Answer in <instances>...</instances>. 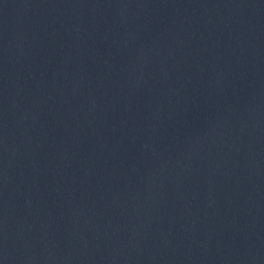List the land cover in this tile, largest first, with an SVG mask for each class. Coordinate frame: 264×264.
<instances>
[{
  "label": "water",
  "instance_id": "obj_1",
  "mask_svg": "<svg viewBox=\"0 0 264 264\" xmlns=\"http://www.w3.org/2000/svg\"><path fill=\"white\" fill-rule=\"evenodd\" d=\"M0 264H264V0H0Z\"/></svg>",
  "mask_w": 264,
  "mask_h": 264
}]
</instances>
